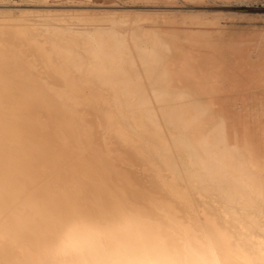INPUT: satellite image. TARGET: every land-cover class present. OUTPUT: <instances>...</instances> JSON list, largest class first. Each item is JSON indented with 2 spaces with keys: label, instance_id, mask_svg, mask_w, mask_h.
<instances>
[{
  "label": "bare ground",
  "instance_id": "1",
  "mask_svg": "<svg viewBox=\"0 0 264 264\" xmlns=\"http://www.w3.org/2000/svg\"><path fill=\"white\" fill-rule=\"evenodd\" d=\"M56 16H19L13 31L0 21V264H207L195 245L219 264H264L261 124L224 110L192 52L137 55L107 17L71 28ZM172 245L174 260L150 261Z\"/></svg>",
  "mask_w": 264,
  "mask_h": 264
},
{
  "label": "rangeland",
  "instance_id": "2",
  "mask_svg": "<svg viewBox=\"0 0 264 264\" xmlns=\"http://www.w3.org/2000/svg\"><path fill=\"white\" fill-rule=\"evenodd\" d=\"M240 1L242 0H0V16L9 17L7 19H0V21L3 22L1 25L2 27L7 28L9 26L11 27L10 31H13L14 27H12V25L16 22L15 18L17 19L20 17L32 18V20H36L38 17V23H42L43 21L47 23L49 20H44L46 17H51V19H53V17L55 18L57 15L56 18L58 19H55L54 22L57 21L67 26L70 25L71 28L72 26L83 28V25L88 22H102L105 19L104 17H107L102 23H105L107 26L114 25V27H118V30L126 31L127 34L130 33L129 35L131 37L129 36V38L131 47L137 55L138 53H142L143 45H153L157 53L160 51L159 53L161 55L158 54L161 57L165 59L169 58V61L172 62L175 61L181 53L190 51L194 56L201 58V61L200 59L199 61L204 68L208 67L207 69H211L213 72L215 71V77L218 78L220 84L217 83L218 90L213 92L212 95L220 97L219 103L224 105V110L229 111L232 116L239 119L240 123L243 122V119H248L251 123H260V132L264 136V9L263 7L253 6L247 1ZM85 16L87 17L85 18ZM109 18L110 21L107 20ZM129 22H131L130 25ZM80 24L83 25L80 26ZM153 35L156 36V38ZM162 35L168 37L164 38ZM17 38H15V40H21ZM145 40H148V42L145 43ZM170 40L171 44L169 42ZM172 45L173 48L171 47ZM184 46L187 47V50H184L186 49ZM162 53L165 57L162 56ZM188 87V85H182V88H180L182 92L191 95V91H187ZM220 88L221 90H219ZM220 91L221 94H219ZM192 94H194V96L198 94L197 96L200 97L202 102L205 104L209 103L208 96L205 97V95H207L206 93L192 92ZM208 108L216 110L218 108V103L213 102ZM261 165L262 168H260L258 172L262 174L264 178V161H262ZM243 179L246 181L245 178ZM140 195L143 196L144 194ZM149 195H147L148 198L150 197L149 201L152 199L150 203L151 207L155 206V210L160 209V211H163L164 215L170 214V210L166 209L168 206L162 205L161 203L163 202L166 204L165 201H161L157 196L153 197L154 195H151V198ZM244 196L246 197L245 194ZM199 202L195 205V207H197V212L199 211L200 214H214V209H211L205 203L203 204L202 201ZM245 205H248L249 208V202L246 200ZM208 208L209 210H206ZM244 213L246 219L243 223L245 229L249 232L251 229V227H249L251 223L249 217L251 210L247 209ZM214 216H217V214L215 213ZM218 219H216L218 220L216 223L221 220L219 223L220 225L223 224L220 226L219 223H217L219 228H222L221 230L229 232L232 230L231 234L237 231V228L227 224L222 218ZM186 224H184L185 228ZM223 226H225V228ZM258 231L257 235L263 237L261 234L262 232L259 234L260 231ZM235 232L233 235L236 234ZM248 236H250V234ZM232 243L234 247L239 246L243 254L248 257L251 262L254 261L258 263L256 258L253 260L255 253L248 244L237 243V237L235 236L232 238ZM177 245L180 246L181 244ZM195 246V251L198 250L197 253H201V261L205 260L207 264H219V260L217 259L218 256H216L217 253L214 249L206 250L200 245ZM246 246L250 249L246 248ZM172 248L173 249L170 248L169 252L162 253L164 256H160L161 254L158 255L152 250L151 254L154 255V259L150 261L153 263H160L162 259H166L167 257L174 260V252L178 249V246L172 245ZM243 248L247 250H243ZM183 249L182 253L184 252L185 254L186 251ZM248 250L253 253H249ZM147 257H149V254ZM147 257L145 261H148Z\"/></svg>",
  "mask_w": 264,
  "mask_h": 264
},
{
  "label": "built area",
  "instance_id": "3",
  "mask_svg": "<svg viewBox=\"0 0 264 264\" xmlns=\"http://www.w3.org/2000/svg\"><path fill=\"white\" fill-rule=\"evenodd\" d=\"M246 1L256 7H264V0H246Z\"/></svg>",
  "mask_w": 264,
  "mask_h": 264
}]
</instances>
